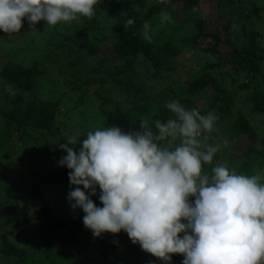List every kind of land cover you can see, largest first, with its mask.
<instances>
[{
    "label": "trees",
    "instance_id": "trees-1",
    "mask_svg": "<svg viewBox=\"0 0 264 264\" xmlns=\"http://www.w3.org/2000/svg\"><path fill=\"white\" fill-rule=\"evenodd\" d=\"M199 1L168 0L165 5L158 0H101L95 8L96 15L92 19L83 18L75 33L63 34L61 40L53 42L51 31L47 43L54 50H65L70 66L76 65L80 70L84 57L97 58L91 73L84 78L79 77L80 71L71 73L63 79V88L50 83L46 75L48 65L41 64L44 52L25 64L16 57L21 51L28 55L31 49L18 45L16 39L10 40L15 53L0 56L2 83L11 88L6 91L0 87V264L69 263L71 253L94 264H128L130 260L136 264H164L144 252L139 244H133L123 230L93 237L83 225L84 213L76 217L64 207L56 209L46 195L45 188L61 186L68 193L75 187L69 184L70 170L58 166L66 153L58 148L50 154L47 147L53 138L62 136V127L65 131L68 120L74 122V117H84L90 109L96 110L95 121L103 127L115 125L125 132L139 130L143 119L149 123L168 119L171 114L166 104L173 99L188 109H198L201 114L214 111L219 117L217 130L210 134L207 143L219 145L220 149L213 165H205V171L210 172L212 166L221 162L237 173L264 172L251 167L259 158L264 163V44L257 40L259 33L255 29L246 33L248 40L238 42V36L232 37V31L223 22L222 10L242 0H207L213 3V12L217 14L216 25L221 26L210 31H204L205 18L194 11ZM238 8L236 13L240 15ZM103 13L113 20L112 39L107 43L112 55L108 59L98 58V47L92 41ZM162 13L169 14L171 21L162 23ZM129 18L135 24L126 29L124 24ZM43 22L34 27L25 22L23 33L41 32ZM145 22L151 28V43L140 35ZM189 49L198 57L199 53H207L211 58L206 56L204 63H199L196 56H191L195 71L185 79L177 73L179 77L170 75L176 59ZM169 77H173L172 81L167 80ZM150 78L158 80L155 86L159 90H147ZM243 107L248 109L245 115ZM222 125L225 128L219 127ZM227 136L236 138L235 146L241 144V139L248 142L238 168L234 166V158L226 159L228 152L223 139ZM15 137L25 142L29 153H35L39 161L36 167L22 168L16 160H4ZM93 201L102 206L98 198ZM3 210L7 214L18 213L23 226L1 220ZM182 260V255L172 254L171 264H182Z\"/></svg>",
    "mask_w": 264,
    "mask_h": 264
},
{
    "label": "clouds",
    "instance_id": "clouds-1",
    "mask_svg": "<svg viewBox=\"0 0 264 264\" xmlns=\"http://www.w3.org/2000/svg\"><path fill=\"white\" fill-rule=\"evenodd\" d=\"M100 3L0 0V31L18 34L24 19L33 27L41 20L50 27L71 25L92 19ZM171 19L161 14L162 23ZM134 24L129 18L124 27ZM150 32L145 22L140 35L149 43ZM166 108L168 119H143L139 130L98 127L82 141L73 135L58 144L66 153L58 166L70 170L69 184L75 186L66 196L70 207L82 210L93 237L123 230L164 264H171L172 254L182 255V264H264V172L246 175L224 164L205 171L220 149L207 143L219 117L176 99ZM97 187L102 206L90 198Z\"/></svg>",
    "mask_w": 264,
    "mask_h": 264
},
{
    "label": "rangeland",
    "instance_id": "rangeland-1",
    "mask_svg": "<svg viewBox=\"0 0 264 264\" xmlns=\"http://www.w3.org/2000/svg\"><path fill=\"white\" fill-rule=\"evenodd\" d=\"M149 1V0H148ZM239 7V8H238ZM240 9L241 13H236L237 10ZM256 9V12L252 13V11ZM194 11L197 12L199 17L205 18L204 21V31H210L214 28L218 29L221 27L220 25H216L217 23V14L213 12V3H207V0H200L199 4L197 6H194ZM223 13V22L228 26L229 30L232 31V37L238 36L237 41L241 42L243 39L248 40V36H246V33L250 32L251 29H255L259 35H257V40L261 42V44H264V0H242L241 3L237 2L235 5H231L230 9L227 8L225 10H222ZM246 14V15H245ZM243 15H245L243 17ZM195 18V17H194ZM25 22H27V19H24ZM23 21V24L25 23ZM83 18L80 20L74 21L71 23V25L67 24H57L55 26H47L46 22H43V30L41 32H38L37 30H32L28 33H23V27L21 28L20 32L18 34L14 35H7L3 33V31H0V56H8L7 54H14L15 52L12 49V42L13 40H17V44L21 45L22 47H26L27 49H31V51L28 52V55H25L24 52H20L19 55L16 57L19 60H21L23 63L28 64L30 63L31 58H36L41 53L44 54L43 61H41L42 66L48 65L47 70V77L50 81V83L53 85L56 84L58 88L62 87V81L65 78H68L69 75L73 72L80 71V78H84L85 75L92 72V65L95 64V60L97 59L94 57L93 59L91 57H84L83 63L84 67L82 69H77L75 66H70L67 58L65 57V50L62 51V49H53L51 44L47 43L48 38H50L51 34L50 32L54 33V39L53 42L61 40V36L64 34H72L75 33L76 29H79L82 26ZM113 24V20L110 18L109 15L103 13L98 19V25L99 30L98 32H94L92 34V41L96 47H98L99 50V56L98 58L104 57V58H110L112 53H110L109 44H107L112 38H111V27ZM218 24V23H217ZM191 25L189 24L187 26V30H191ZM237 27L238 33L236 32ZM244 29V31L242 30ZM238 34V35H237ZM11 40V41H10ZM20 40V41H19ZM14 43V42H13ZM18 50H21L20 46L15 47ZM25 51H28V50ZM23 50V51H24ZM101 51V52H100ZM192 50H187L186 52L180 54V57L176 59V67H175V73H170L173 76H181V78L185 79L186 76L197 69L194 62L190 59L191 56H196L198 58V62L200 63L203 61L207 56L208 58H211V55H208L207 53H199V56L196 55ZM196 61V60H194ZM0 62L1 59H0ZM82 66H79L81 68ZM179 75H177V74ZM219 76H223L222 73L219 74ZM224 78V77H223ZM173 77H169L167 80L172 81ZM149 81V86H147V90L150 92L157 91L160 88L158 86H155L158 82L156 79H147ZM162 80V79H161ZM166 80V79H165ZM50 83L48 85H50ZM152 85V86H151ZM0 87H5V90H11V88L8 85H4L2 83V79L0 77ZM63 88V87H62ZM62 90V89H59ZM69 91V89H66ZM1 95L0 93V101H1ZM241 108V106L239 105ZM93 109H90L86 111V115L84 117H74V122L69 121L68 127L63 131V127L61 132L62 136L59 138H53L51 141V144L47 147L50 154H53L59 147L58 144L65 143V137L68 136H81L80 140L82 141L87 131H93L96 128H103L101 123L99 121H95V113ZM242 113L245 115L248 113V109L245 107L242 108ZM60 120L64 121V117H60ZM72 122V123H70ZM221 128H225L223 125L219 126ZM235 137L229 138V136L225 137L223 139V147L226 148V151L228 152L226 155V159H233L235 160L234 166L238 168L241 163L243 157L241 156L242 151L246 146L248 145V142L243 141L241 139V144L239 146H235ZM14 142L10 145V149L6 152L5 155V161L9 160H16L19 162V166L22 168L32 169L36 167L39 164L38 158L36 157L35 153H29L28 150L24 147V141L19 140V138L15 137ZM55 142V143H54ZM79 148L80 144H77L76 146ZM22 149V150H21ZM21 150V151H20ZM225 151V150H224ZM58 153V152H57ZM231 153V154H230ZM221 154L223 156L224 152L221 151ZM61 155V154H60ZM232 156V158H231ZM221 161V160H220ZM222 164L221 162H219ZM52 167V164H51ZM252 168H259L261 170L264 169V163L261 158L257 159L251 166ZM11 172V171H9ZM46 195L50 198L51 203L57 208H66V210L72 214L73 216H80L82 215V210L79 208H76L73 210L70 207L69 201L66 199L67 193L61 186L52 187V188H45ZM99 196V189L97 187V194L91 196L90 198L92 200H95ZM6 212H9V209H4ZM3 210V211H4ZM4 211V213H6ZM3 212L1 215H4V217L1 218L4 222L7 224H13L18 223L20 227H22V221L21 217L18 213H11V214H4ZM11 215V216H10ZM12 230H16L13 228ZM17 244H20V242H16ZM65 248V246H64ZM75 248H72V252H74ZM43 252V251H41ZM76 254V253H75ZM53 256H55V252L52 253ZM77 255V254H76ZM69 263L66 262H59V264H94L90 259H83L79 256H72V253L68 255ZM37 264V263H36ZM128 264H136L133 260L128 261Z\"/></svg>",
    "mask_w": 264,
    "mask_h": 264
}]
</instances>
